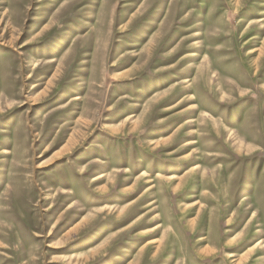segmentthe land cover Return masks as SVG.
<instances>
[{
    "label": "rangeland",
    "instance_id": "rangeland-1",
    "mask_svg": "<svg viewBox=\"0 0 264 264\" xmlns=\"http://www.w3.org/2000/svg\"><path fill=\"white\" fill-rule=\"evenodd\" d=\"M0 264H264V0H0Z\"/></svg>",
    "mask_w": 264,
    "mask_h": 264
},
{
    "label": "bare ground",
    "instance_id": "bare-ground-1",
    "mask_svg": "<svg viewBox=\"0 0 264 264\" xmlns=\"http://www.w3.org/2000/svg\"><path fill=\"white\" fill-rule=\"evenodd\" d=\"M158 177L161 178V175H158ZM262 245H263V243L260 241L256 246H262Z\"/></svg>",
    "mask_w": 264,
    "mask_h": 264
}]
</instances>
